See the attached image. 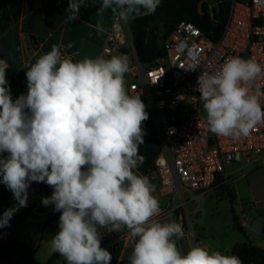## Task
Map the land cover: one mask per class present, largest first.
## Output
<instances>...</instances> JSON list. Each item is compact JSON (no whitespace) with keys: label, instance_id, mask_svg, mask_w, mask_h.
I'll return each mask as SVG.
<instances>
[{"label":"clouds","instance_id":"clouds-1","mask_svg":"<svg viewBox=\"0 0 264 264\" xmlns=\"http://www.w3.org/2000/svg\"><path fill=\"white\" fill-rule=\"evenodd\" d=\"M86 4L69 0L62 23L79 19ZM160 4L102 0L96 14L111 10L128 23L154 14ZM96 30L106 31L101 24ZM9 67L7 59H0V183L17 204L0 216V228L10 226L13 215L27 206L30 184L43 182L53 192L42 205L61 213L48 251L66 264H110L112 254L101 247V228L127 230L133 241L128 264H243L237 255L201 246L182 253L177 246L185 235L182 225L156 218L160 205L154 187L135 171L144 162L139 146L145 143L143 122L149 115L140 94L126 90V56L74 61L54 43L34 63L24 64L28 90L14 101L6 79ZM262 72L264 66L255 59L239 56L215 71L200 72L196 91L209 132L247 137L264 123V92L251 88Z\"/></svg>","mask_w":264,"mask_h":264},{"label":"built area","instance_id":"built-area-1","mask_svg":"<svg viewBox=\"0 0 264 264\" xmlns=\"http://www.w3.org/2000/svg\"><path fill=\"white\" fill-rule=\"evenodd\" d=\"M220 2L229 5V13L217 42L209 40L193 23L181 21L165 43L166 56L145 65L137 54L129 22L117 17L101 51L105 58L127 57V92L145 97L158 120L163 153L156 160L151 177L168 198V206L159 204L157 219L174 212L176 200H184L188 192H212L217 179L226 177L229 166L240 164L250 171L264 165V123L258 124L247 137L216 136L208 131L206 114L198 102L200 72L215 71L234 56L255 59L264 66V0H216L211 9ZM60 50L64 56L70 55L64 48ZM6 79L14 101L20 93L10 67L6 69ZM257 86L264 92V72L251 85L253 92ZM260 103L264 107V96ZM34 184L45 183L32 182L30 186ZM182 228L185 232L186 225L182 224Z\"/></svg>","mask_w":264,"mask_h":264},{"label":"crops","instance_id":"crops-1","mask_svg":"<svg viewBox=\"0 0 264 264\" xmlns=\"http://www.w3.org/2000/svg\"><path fill=\"white\" fill-rule=\"evenodd\" d=\"M46 1L0 0V56L7 59L14 72L17 82L16 90L20 95L26 94L28 90L25 75L27 69H24L26 62L34 63L39 56L50 51L51 45L54 43L60 48L66 49L70 53L68 57L74 61L82 60L84 57L99 56L107 43L112 24L118 17L111 10H106L102 16L97 15L102 0H87V4L81 6L79 10V19L70 23H62L66 16L61 15L52 27H48L43 13ZM97 24H101L106 31L98 33ZM9 53L12 54L11 57H9ZM125 87L127 90V83H125ZM140 98L146 105L149 118L143 122L145 143L139 146V154L144 157V162L135 171L139 175L149 178L154 187L153 195L161 206L167 207L168 198L161 193L158 181L151 177L154 164L163 153L158 120L152 112L148 100L142 96ZM3 155L7 156V153ZM225 179L231 184L236 194V216L245 228L247 238L254 245L264 249V237L255 235L251 229L252 223L250 224L246 219V212L251 207L256 210V217L264 213V165L247 171L242 165L233 164L227 168ZM5 188L6 186L0 183V195ZM52 192L53 189L47 184L29 186L27 206L21 208L12 217H21L19 222L13 226L12 233L19 241L26 243L36 251L34 258L39 264H48L56 254H49L48 249L51 237L59 231L58 224L61 213L54 211V206L45 207L41 202L42 198L50 197ZM204 199L205 196L200 193L191 194L188 192L184 200H176L174 212L170 211L168 215L159 218V220L161 222L174 220L181 225H186L184 237L178 240V248L182 253H186L193 246H201L226 255H233L234 246L245 243L246 240L227 246H215L200 238L202 232L209 231L208 227L200 224L196 228H192L190 223L186 222L183 216L178 213L180 206L185 207L186 203H195ZM16 204L17 201L14 200L11 193L8 205L0 209V216L6 209ZM24 213L26 214L22 216ZM193 213L198 214L197 209H194ZM100 231L101 247L112 254L110 264H128V257L133 250V241L127 234V230L119 233L108 232L101 228ZM0 261L6 262V264H28L23 257L1 250ZM49 264H66V261L59 257Z\"/></svg>","mask_w":264,"mask_h":264},{"label":"trees","instance_id":"trees-1","mask_svg":"<svg viewBox=\"0 0 264 264\" xmlns=\"http://www.w3.org/2000/svg\"><path fill=\"white\" fill-rule=\"evenodd\" d=\"M68 2L69 0L46 1L43 13L48 27H52L59 16H67ZM201 5L202 0H161V4L154 14L129 21L133 42L140 61L145 65H152V63L165 57V41L168 40L175 25L181 21L193 23L203 31L209 40L213 42L219 41L224 32L229 5L225 2H220L218 9H213L205 14L201 12ZM161 30L164 31L163 35L160 34ZM218 184L221 186L222 195L231 204L235 227L246 235L245 228L240 224L236 216V194L233 187L223 177L217 179L216 186ZM10 196L11 191L6 187L0 195V209L8 205ZM25 214H22V216ZM20 219L21 217L12 218L9 221L10 226L0 228V250L21 256L28 264H39L34 258L36 251L31 249L26 243L19 241L12 233L13 226ZM232 254L239 256L243 264H264V249L254 245L252 242L235 245ZM59 257L61 256L56 253L48 264Z\"/></svg>","mask_w":264,"mask_h":264},{"label":"rangeland","instance_id":"rangeland-1","mask_svg":"<svg viewBox=\"0 0 264 264\" xmlns=\"http://www.w3.org/2000/svg\"><path fill=\"white\" fill-rule=\"evenodd\" d=\"M206 1L209 0H202V3ZM212 10L213 9H211L210 12ZM163 32L164 31L161 30L160 34L163 35ZM220 188L221 186L218 184L212 192L204 195L205 199L203 201L186 203L187 205L185 204V207L180 206L178 212L183 216L186 222L188 221L190 223L192 228H196L200 224L208 227L209 231L205 233L202 232L200 238L204 241H209L215 246H227L231 243L245 240V243L251 242L249 238H247L248 236L238 231L235 227L233 214L231 212V204L229 200L222 195ZM180 203L181 200L179 201V204ZM194 209H197L198 214L193 213ZM256 215V210L251 207V209H248L246 212L247 221L251 224Z\"/></svg>","mask_w":264,"mask_h":264},{"label":"water","instance_id":"water-1","mask_svg":"<svg viewBox=\"0 0 264 264\" xmlns=\"http://www.w3.org/2000/svg\"><path fill=\"white\" fill-rule=\"evenodd\" d=\"M216 0H209L206 2H203L201 5V12L203 14L209 12L211 10V3H215ZM215 9L219 8V5L216 4L214 6ZM252 232L260 237H264V213L257 216L251 224Z\"/></svg>","mask_w":264,"mask_h":264}]
</instances>
